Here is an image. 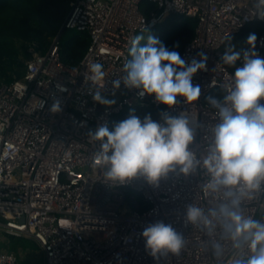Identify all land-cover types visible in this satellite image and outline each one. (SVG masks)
Segmentation results:
<instances>
[{
	"label": "built area",
	"instance_id": "2783aa9c",
	"mask_svg": "<svg viewBox=\"0 0 264 264\" xmlns=\"http://www.w3.org/2000/svg\"><path fill=\"white\" fill-rule=\"evenodd\" d=\"M257 5L258 0H71L60 29L88 33L80 62L60 61L57 34L44 52L31 47L21 77L0 83V230L34 240L44 264H226L231 244L220 238L219 230L209 238L185 223L188 205L207 209L220 202L204 191L202 171L187 177L169 173L158 186L143 178L123 185L106 183L94 161L100 142L90 141L89 133L108 127L125 107L151 105L161 109L155 121L162 124L163 114L195 115L190 147L202 153L217 122L206 98L222 97L234 75L221 57L235 34L252 22L264 24L259 18L264 7ZM167 14L196 21L180 56L186 62L200 60L201 52L207 56L206 70L192 80L201 87L199 99L186 104L178 97L171 108L152 95L140 97L139 89L125 87L121 79L134 37ZM256 36L255 51L264 59V25ZM96 62L105 72L103 87L89 80L90 65ZM237 66L243 67L242 58ZM117 80L120 87L114 88ZM217 88L220 93L214 92ZM97 91L114 103L96 102ZM57 101L60 111L53 112ZM244 210L264 220V191L245 201ZM157 221L184 235L187 244L180 255H150L142 233ZM213 239L227 249L221 259L212 255ZM0 264H18L17 254L0 251Z\"/></svg>",
	"mask_w": 264,
	"mask_h": 264
},
{
	"label": "clouds",
	"instance_id": "9594fccd",
	"mask_svg": "<svg viewBox=\"0 0 264 264\" xmlns=\"http://www.w3.org/2000/svg\"><path fill=\"white\" fill-rule=\"evenodd\" d=\"M257 7H264V0H258ZM259 18L264 20V11ZM142 39L144 36L138 35L131 42V58L124 64L121 77L125 87L139 89L140 97L152 95L157 103L169 108L179 103L178 97L186 104L196 102L201 87L192 80L199 70H206V54L198 53L200 60L186 62L158 38L148 35L146 45L141 47ZM256 41L252 33L246 40L248 50L227 45L221 61L234 69V75L222 97L206 98L217 122L211 126L210 141L199 155L190 147L196 135L193 123L197 117L193 114L164 116L162 124L150 114L141 120L133 111L115 124L114 130L105 125L89 133L90 141L100 142L94 161L106 183L123 185L143 178L158 186L169 173L187 177L202 171L204 191L220 202L207 209L197 203L188 205L185 223L198 227L209 238L219 230L220 238L231 244L232 254L226 264H264V220L244 210L245 201L264 191V59L255 51ZM241 58L243 67H238ZM89 71V80L103 87V65L92 63ZM113 86L119 88L120 80ZM93 99L104 105L114 103L99 91ZM51 110L60 111L58 101ZM142 236L153 258L169 253L178 256L187 244L182 233L162 221L148 225ZM211 252L221 259L227 249L213 239Z\"/></svg>",
	"mask_w": 264,
	"mask_h": 264
},
{
	"label": "trees",
	"instance_id": "16d2710c",
	"mask_svg": "<svg viewBox=\"0 0 264 264\" xmlns=\"http://www.w3.org/2000/svg\"><path fill=\"white\" fill-rule=\"evenodd\" d=\"M71 0H0V83L10 82L22 76L24 60L31 56L29 48L44 52L51 40L58 34L69 9ZM247 25L230 39V44L246 50V43L252 26ZM261 23V22H260ZM196 21L194 18L167 14L153 28L143 34L145 40L139 46H145L148 35L158 38L169 50L181 53L183 47L192 38ZM89 43L86 31L64 28L59 36V58L66 65H76L82 59ZM178 43V47H174ZM131 57H129L130 59ZM215 93H220L219 88ZM143 120L147 115L152 119L159 116L161 109L154 106L134 105L123 108L111 117L108 129L114 130L115 124L128 118L133 112ZM8 235V234H7ZM11 236V235H10ZM13 238L34 240L23 236Z\"/></svg>",
	"mask_w": 264,
	"mask_h": 264
},
{
	"label": "rangeland",
	"instance_id": "374dc122",
	"mask_svg": "<svg viewBox=\"0 0 264 264\" xmlns=\"http://www.w3.org/2000/svg\"><path fill=\"white\" fill-rule=\"evenodd\" d=\"M262 23L257 22V24L252 26L250 34L254 33L257 35L262 28ZM138 35H143L145 40V35L143 33H138ZM31 48H29L30 50ZM139 199V195L134 194V200ZM130 204L131 201H130ZM13 251L17 254L18 264H44L43 254L40 247L34 242L27 239L13 238L10 235L5 234L0 230V251Z\"/></svg>",
	"mask_w": 264,
	"mask_h": 264
},
{
	"label": "water",
	"instance_id": "95a60500",
	"mask_svg": "<svg viewBox=\"0 0 264 264\" xmlns=\"http://www.w3.org/2000/svg\"><path fill=\"white\" fill-rule=\"evenodd\" d=\"M61 31H62V29L59 30L58 35H60ZM164 116H173V117H175L176 115L172 114V113H167V114H163V117Z\"/></svg>",
	"mask_w": 264,
	"mask_h": 264
}]
</instances>
